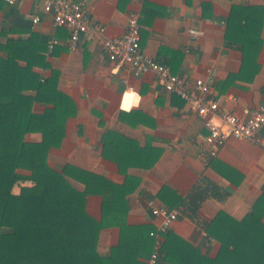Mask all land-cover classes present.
<instances>
[{
  "label": "crops",
  "instance_id": "obj_1",
  "mask_svg": "<svg viewBox=\"0 0 264 264\" xmlns=\"http://www.w3.org/2000/svg\"><path fill=\"white\" fill-rule=\"evenodd\" d=\"M72 1H83L108 36L123 34L128 15L137 11L143 51L183 76L191 90L197 78L207 81L222 108L240 116L243 107L264 103V0ZM43 4L0 0V56L29 66L51 84L53 96L35 101L32 111L44 119L40 125L46 131L62 134L49 151L48 164L57 169L70 164L90 173L86 209L104 223L101 254H109L119 242L120 228L128 226L135 230L130 239L136 260L149 264L154 239L149 246L145 234L157 220L147 209L148 199L179 211L162 238L163 264H198L199 254L215 257L220 243L205 227L219 211L239 220L255 210L264 223L262 146L228 138L211 156L203 120L183 99L166 92L153 73L116 68L91 32L71 50L68 30L54 26ZM34 16L39 18L35 23ZM52 39L57 43L49 52ZM128 90L140 99L131 96V110L125 111L121 103ZM25 94L34 96L35 90ZM59 99V112L47 110ZM263 135L264 127L258 137ZM40 138L39 131L26 135L29 141ZM32 184L14 179L10 197L19 199L21 187ZM195 188L201 201L190 197ZM180 201L199 206L179 207Z\"/></svg>",
  "mask_w": 264,
  "mask_h": 264
},
{
  "label": "trees",
  "instance_id": "obj_2",
  "mask_svg": "<svg viewBox=\"0 0 264 264\" xmlns=\"http://www.w3.org/2000/svg\"><path fill=\"white\" fill-rule=\"evenodd\" d=\"M48 82L29 66L0 56V264H145L133 254L134 237L130 238L135 230L128 226L120 228L119 242L108 255L99 252L104 223L86 209L90 173L70 164L61 169L48 164L49 151L62 134L46 131L40 125L44 119L32 111L35 101L53 96ZM30 89L34 96L25 94ZM60 100L47 110L59 112ZM34 131L40 132V140H27ZM14 179L33 183L21 187L19 199L10 197ZM190 197L203 198L197 188ZM190 201H180L179 207L199 206ZM205 230L220 248L213 258L199 254L198 264H264V223L255 210L239 220L219 211ZM149 233L145 237L151 246ZM164 253L165 243L158 251V264L166 261Z\"/></svg>",
  "mask_w": 264,
  "mask_h": 264
},
{
  "label": "built area",
  "instance_id": "obj_3",
  "mask_svg": "<svg viewBox=\"0 0 264 264\" xmlns=\"http://www.w3.org/2000/svg\"><path fill=\"white\" fill-rule=\"evenodd\" d=\"M3 1L7 4L15 2ZM43 8L52 14L54 26L65 27L68 30V45L71 50L78 48L81 36L91 32L93 37L101 39L102 48L116 68L126 65L137 74H155L166 92L179 96L202 118L207 130L205 143L211 156L218 154L228 138L256 141L264 148V135L258 137L259 130L264 127V103L253 108L243 107L241 115L238 116L219 105L218 100L212 97L210 86L204 79L197 78L194 90L189 89L188 82L183 76L172 73L166 64L143 51L140 45L141 25L137 11L128 15L123 34L108 36L105 26L92 19L83 1L44 0ZM38 19V16H34L32 21L35 23ZM189 32L193 36L198 35V31L194 29ZM56 43V39L49 41V52ZM146 206L157 220L155 229L149 233L154 239V251L148 261L149 264H157L163 235L172 227L179 211L160 205L154 199H148Z\"/></svg>",
  "mask_w": 264,
  "mask_h": 264
},
{
  "label": "clouds",
  "instance_id": "obj_4",
  "mask_svg": "<svg viewBox=\"0 0 264 264\" xmlns=\"http://www.w3.org/2000/svg\"><path fill=\"white\" fill-rule=\"evenodd\" d=\"M131 96H135L137 101L140 99L139 95L137 93L134 92V90H128L125 94H124V99L123 102L121 103V108L125 111H130V105L128 103L129 98ZM138 106V105H137Z\"/></svg>",
  "mask_w": 264,
  "mask_h": 264
}]
</instances>
